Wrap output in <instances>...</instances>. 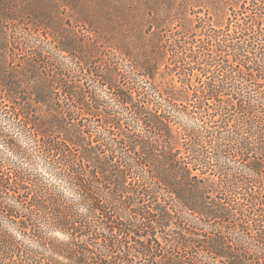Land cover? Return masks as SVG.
Listing matches in <instances>:
<instances>
[{"label": "trees", "instance_id": "obj_1", "mask_svg": "<svg viewBox=\"0 0 264 264\" xmlns=\"http://www.w3.org/2000/svg\"><path fill=\"white\" fill-rule=\"evenodd\" d=\"M149 7V41L116 43L128 88L78 43L59 46L73 71L34 45L15 69L0 26V122L15 128L0 127V264H264V0Z\"/></svg>", "mask_w": 264, "mask_h": 264}, {"label": "rangeland", "instance_id": "obj_2", "mask_svg": "<svg viewBox=\"0 0 264 264\" xmlns=\"http://www.w3.org/2000/svg\"><path fill=\"white\" fill-rule=\"evenodd\" d=\"M0 4L4 8V12L16 17L12 21L0 20L1 28L8 33L10 40L6 55L13 62L15 69H21L34 61L33 46L29 47V45H34L38 46L37 49L42 50L50 63H56L57 69L73 71L77 68L76 51L70 54L60 49L59 46L63 43L69 44L71 47L80 44L83 49L88 51H91L93 47L98 48L99 51L95 52V55L98 57L97 64L102 72L107 71V66L111 64V57L115 63V69L120 73L117 85L127 88L131 87L132 72L135 68L130 56L121 54L116 43H123L130 47L133 55L138 53V45L144 39L149 41L147 25L150 20H145V18L155 15L149 7V0H78L79 9L76 8L72 0H0ZM32 9L43 14L48 24L43 26L41 23H37L38 25L34 23L31 25V22L27 21L26 13ZM82 9L86 11V14L95 15L97 26L110 33L111 38L109 36L106 38L105 33L101 35L93 33L92 18L81 14L80 10ZM143 13H145L144 16H142ZM111 27L113 30L110 31ZM39 70L42 73L45 68L40 65ZM134 79L136 84L148 85L142 76H137ZM89 80L97 95L103 97L107 105H116L112 90L108 89L106 84ZM126 112L127 114H125ZM122 113L128 116L126 118H130L128 111L122 110ZM0 123L3 131L14 132V126L8 120L1 119ZM131 131L137 130L131 127ZM24 139L22 138V142L27 143ZM0 157L12 158L11 153L1 141ZM38 164L37 162L36 168L41 169ZM60 260L65 261L62 257Z\"/></svg>", "mask_w": 264, "mask_h": 264}]
</instances>
